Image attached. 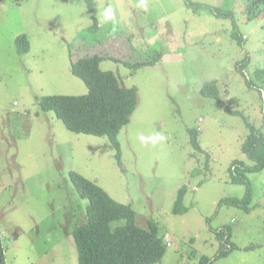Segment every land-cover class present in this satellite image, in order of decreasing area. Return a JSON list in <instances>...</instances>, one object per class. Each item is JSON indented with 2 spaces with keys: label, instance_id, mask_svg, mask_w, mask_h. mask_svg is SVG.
Wrapping results in <instances>:
<instances>
[{
  "label": "rangeland",
  "instance_id": "obj_1",
  "mask_svg": "<svg viewBox=\"0 0 264 264\" xmlns=\"http://www.w3.org/2000/svg\"><path fill=\"white\" fill-rule=\"evenodd\" d=\"M233 12L243 46L231 40L232 21L183 0H95L97 28L82 0H0V252L5 264H78L72 231L85 222L87 200L75 192L70 172L129 205L136 224H157L167 247L155 264H199L219 248L213 230L228 226L237 248L215 264H264V170L247 175L248 210L219 206L243 198L229 182L248 130L238 112L264 134V16L248 21L241 0H190ZM111 5L112 20L104 10ZM26 35L27 54L15 39ZM161 58L135 71L103 60L137 105L117 136L122 169L106 137L65 129L38 106L44 96H82L88 90L71 61L94 54L128 63ZM249 56L245 75L234 65ZM216 82L221 102L200 95ZM187 130H197L195 152ZM152 137L142 142L139 137ZM157 137H162L157 138ZM208 156V157H206ZM196 171V175L192 172ZM187 213H172L178 190ZM121 223H115L114 226Z\"/></svg>",
  "mask_w": 264,
  "mask_h": 264
},
{
  "label": "trees",
  "instance_id": "obj_2",
  "mask_svg": "<svg viewBox=\"0 0 264 264\" xmlns=\"http://www.w3.org/2000/svg\"><path fill=\"white\" fill-rule=\"evenodd\" d=\"M86 9L92 14L91 29L97 28V19L94 15L95 0H82ZM185 6L193 12L200 10L212 16L232 21L231 40L238 46H243V36L239 33L233 20V12L222 7L194 3L183 0ZM244 2V14L248 21L264 16V0H241ZM15 46L18 54L29 51V41L26 35L16 37ZM161 54L157 53L152 60L128 63L108 55H90L75 59L70 63L72 75L86 86L88 92L82 96H44L38 106L43 112H53L62 122L65 129L76 134L106 137L115 150L117 166L122 169L121 153L117 136L119 131L129 123L137 105L135 88L122 86L112 72L102 71L99 64L103 60L122 63L135 71L141 67L152 66L158 62ZM250 59L248 55L237 61L235 71L244 77L246 86L261 91L258 84L247 78L245 69ZM256 74L264 75V70ZM200 95L220 100L219 89L216 82L207 83L200 90ZM242 117L248 134L241 145V152L251 162L247 165L242 161H233L228 169L229 182L245 187L244 197L225 198L220 200L219 206L248 210L251 201L250 183L248 174L264 170V134L254 128L247 119L238 112H231ZM264 118V116H263ZM189 143L198 154H205L198 144V131L187 130ZM208 157V156H206ZM196 171L192 175H196ZM70 182L77 195L87 200L85 222L76 227L71 236L77 250L78 264H155L159 262L166 251V241L160 235L156 223L148 221L147 227L136 224L135 213L129 205L115 202L101 187L75 172L69 174ZM187 192L185 186L181 187L173 204L172 213L182 215L188 209L183 205V198ZM114 226L115 223H121ZM219 248L212 257H201L199 264H215L220 258L226 257L237 247L232 244L231 230L228 226L213 230ZM0 264H5L3 254L0 252Z\"/></svg>",
  "mask_w": 264,
  "mask_h": 264
},
{
  "label": "clouds",
  "instance_id": "obj_3",
  "mask_svg": "<svg viewBox=\"0 0 264 264\" xmlns=\"http://www.w3.org/2000/svg\"><path fill=\"white\" fill-rule=\"evenodd\" d=\"M114 11H113V9H112V7H111V5H109L105 10H104V13H103V16H104V19L105 20H112L113 18H114ZM157 138H161L162 139V137H157ZM139 139L142 141V142H146L147 140H151V139H153L152 137H148V138H146V137H144L143 135H141L140 137H139Z\"/></svg>",
  "mask_w": 264,
  "mask_h": 264
},
{
  "label": "crops",
  "instance_id": "obj_4",
  "mask_svg": "<svg viewBox=\"0 0 264 264\" xmlns=\"http://www.w3.org/2000/svg\"><path fill=\"white\" fill-rule=\"evenodd\" d=\"M27 54V53H26Z\"/></svg>",
  "mask_w": 264,
  "mask_h": 264
}]
</instances>
